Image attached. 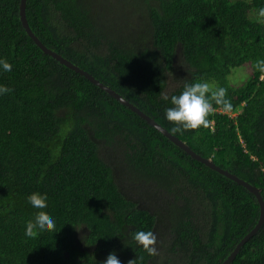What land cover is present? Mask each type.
I'll use <instances>...</instances> for the list:
<instances>
[{"label":"trees","instance_id":"16d2710c","mask_svg":"<svg viewBox=\"0 0 264 264\" xmlns=\"http://www.w3.org/2000/svg\"><path fill=\"white\" fill-rule=\"evenodd\" d=\"M20 3L0 0V57L13 65L0 73L13 89L0 96V264H101L113 251L122 264H222L257 224L256 196L46 54L24 28ZM260 6L264 0H27V18L48 47L264 198ZM241 67L248 75L235 84ZM197 80L225 87L240 113L233 118L213 101L207 126L173 131L165 117L171 96ZM170 83L178 87L167 96ZM146 184L154 193L140 188ZM33 194L47 197L56 229L28 240ZM138 230L154 231L157 255L133 239ZM232 264H264V225Z\"/></svg>","mask_w":264,"mask_h":264},{"label":"clouds","instance_id":"9594fccd","mask_svg":"<svg viewBox=\"0 0 264 264\" xmlns=\"http://www.w3.org/2000/svg\"><path fill=\"white\" fill-rule=\"evenodd\" d=\"M255 19L257 22H264V6H260L256 10ZM12 68L13 65L7 58L0 57V73L11 72ZM255 68L262 74L261 78L264 79V58H258L255 61ZM175 86L177 89L178 84H175ZM12 91L13 89L7 85L0 84V96L9 94ZM164 98L165 100L168 99L167 96ZM213 101L216 105L222 106V108H218L219 111L228 113L233 118L237 117L240 113V110H231L232 103L227 98V89L225 87H219L215 83L207 80H197L185 83L183 89L179 91L178 95L171 96L172 106L165 109V117L168 121L176 122L173 131L177 132L185 129H195L201 125L207 126L208 115L212 112V110L217 111L213 107ZM210 125L211 128L214 126V120L211 121ZM27 203L36 215L25 225L24 237L31 240L36 238L39 234L54 232L56 229V220L47 214V197L40 194H33L28 198ZM133 239L137 242V244L143 246L144 250L147 251L149 255L155 256L158 254V249L156 247L158 238L154 231L138 230L133 234ZM101 264H122V261L118 258L116 252L113 251L108 254L105 260L101 261ZM129 264H135V260L129 261Z\"/></svg>","mask_w":264,"mask_h":264},{"label":"water","instance_id":"95a60500","mask_svg":"<svg viewBox=\"0 0 264 264\" xmlns=\"http://www.w3.org/2000/svg\"><path fill=\"white\" fill-rule=\"evenodd\" d=\"M26 3L27 0L21 1V19L23 26L25 27L28 34L34 39V41L37 43V45L46 53L54 57L56 60L60 61L62 64L66 65L67 67L75 70L76 72L80 73L81 75L86 76L92 83L99 86L106 92H108L110 95L115 97L117 100H119L122 104L130 108L132 111L136 112L138 115H140L143 119H145L150 125L155 127L157 130L162 132L165 136L170 138L176 145H178L180 148L185 150L189 155H191L196 160L206 164L208 167L212 168L215 171H218L219 173L226 175L227 177L233 179L237 183L243 185L246 187L251 193H253L259 204H260V217L257 222V224L253 227L251 231H249L236 245L234 250L230 253V255L222 262V264H232L239 252L241 251V248L247 243L252 237H254L259 230L264 225V198L261 193V189L253 184H251L249 181L243 179L242 177L238 176L235 173H232L231 171L222 168L221 166L217 165L211 158H206L202 156L201 154L194 151L185 141L180 139L178 136L171 133L167 128H165L163 125H161L159 122L155 120V118L151 117L149 114L144 112L142 109H140L137 105L132 103L130 100L125 98L123 95H121L119 92H117L115 89L110 87L109 85L104 84L99 79H97L94 75L86 71L85 69L81 68L80 66L76 65L69 59L65 58L63 55L59 54L58 52L54 51L53 49L46 46L40 38H38L35 33L32 31L27 15H26Z\"/></svg>","mask_w":264,"mask_h":264},{"label":"rangeland","instance_id":"374dc122","mask_svg":"<svg viewBox=\"0 0 264 264\" xmlns=\"http://www.w3.org/2000/svg\"><path fill=\"white\" fill-rule=\"evenodd\" d=\"M252 15L254 16V14H252ZM247 75H248L247 67L238 68L234 72V74L231 76V81L234 82L235 84H240L244 81V79L246 78ZM175 84L176 83H170L167 86V91H166L167 96H169V94H171L173 91H175V89H176ZM140 188L147 190V191H150L151 193H154L153 186H151L150 184H146L145 186H141ZM142 203L148 209H158V207L155 205L154 200L144 199Z\"/></svg>","mask_w":264,"mask_h":264}]
</instances>
